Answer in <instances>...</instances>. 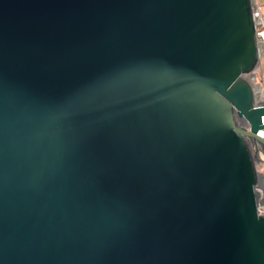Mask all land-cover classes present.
I'll list each match as a JSON object with an SVG mask.
<instances>
[{
  "label": "water",
  "instance_id": "1",
  "mask_svg": "<svg viewBox=\"0 0 264 264\" xmlns=\"http://www.w3.org/2000/svg\"><path fill=\"white\" fill-rule=\"evenodd\" d=\"M252 6L0 0V264H264Z\"/></svg>",
  "mask_w": 264,
  "mask_h": 264
},
{
  "label": "built area",
  "instance_id": "2",
  "mask_svg": "<svg viewBox=\"0 0 264 264\" xmlns=\"http://www.w3.org/2000/svg\"><path fill=\"white\" fill-rule=\"evenodd\" d=\"M252 7L254 11V16L258 17L256 6L253 4ZM258 22L257 21L255 22L257 26H258ZM257 48H258L259 55H258V63L256 65V68L250 74L245 76L252 87V92H253L252 103H253V106H256V107L262 105L263 95H264V71H263L264 70V46L259 38L258 33H257ZM262 58H263V61L259 62L260 59ZM257 70L259 72L260 80L256 77ZM260 121H261V124H264V115L260 116ZM256 134L264 140V129L263 128L259 129Z\"/></svg>",
  "mask_w": 264,
  "mask_h": 264
},
{
  "label": "crops",
  "instance_id": "3",
  "mask_svg": "<svg viewBox=\"0 0 264 264\" xmlns=\"http://www.w3.org/2000/svg\"><path fill=\"white\" fill-rule=\"evenodd\" d=\"M252 2L256 6V10L259 16V22L256 30L259 31H257V33L264 46V0H252Z\"/></svg>",
  "mask_w": 264,
  "mask_h": 264
},
{
  "label": "rangeland",
  "instance_id": "4",
  "mask_svg": "<svg viewBox=\"0 0 264 264\" xmlns=\"http://www.w3.org/2000/svg\"><path fill=\"white\" fill-rule=\"evenodd\" d=\"M254 4V3H253ZM254 12V11H253ZM258 18H259V16H258ZM254 21L256 22L257 20L256 19H254ZM258 22V21H257ZM256 26V25H255ZM257 31L258 30H256V41H257ZM259 32V31H258ZM263 61V58L262 59H260V61L259 62H262ZM256 68V67H255ZM264 71V70H263ZM246 75H244V77H245ZM256 77L260 80V78H259V72H258V70H257V72H256ZM263 79V78H262ZM256 166H257V169H258V172L260 173V175H261V178H260V181H259V183L260 184H262L263 182H264V164H262V163H257L256 162ZM259 207L261 208V210H262V212H263V215H264V198H263V202L259 205Z\"/></svg>",
  "mask_w": 264,
  "mask_h": 264
},
{
  "label": "bare ground",
  "instance_id": "5",
  "mask_svg": "<svg viewBox=\"0 0 264 264\" xmlns=\"http://www.w3.org/2000/svg\"><path fill=\"white\" fill-rule=\"evenodd\" d=\"M251 2H252V0H251ZM252 5H253V2H252ZM258 15V14H257ZM254 19H258L257 21H259V18L257 17V16H254ZM261 185V187H262V190H263V196H264V182L262 183V184H260Z\"/></svg>",
  "mask_w": 264,
  "mask_h": 264
}]
</instances>
